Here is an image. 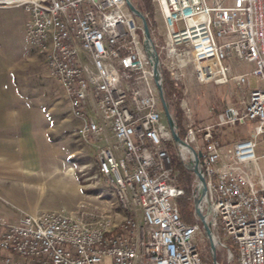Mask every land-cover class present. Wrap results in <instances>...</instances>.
<instances>
[{
    "label": "built area",
    "instance_id": "obj_1",
    "mask_svg": "<svg viewBox=\"0 0 264 264\" xmlns=\"http://www.w3.org/2000/svg\"><path fill=\"white\" fill-rule=\"evenodd\" d=\"M128 1L0 0V8L24 12L25 43L59 81L75 138L95 145L96 172L123 214L118 222L57 212L0 218V264H101L105 257L111 264H204L195 242L210 243L195 209L192 223L180 216L184 189L165 145L173 140ZM153 1L167 32L164 43H152L174 90L188 67L199 84L241 95L249 77L259 82L244 105L227 104L214 123L188 120L181 140L201 172L207 201L196 184L192 201L203 200L216 252L226 264H264V151H255L264 137V0ZM234 61L252 68L233 72ZM237 126L249 127L247 138L229 146L216 139L217 128Z\"/></svg>",
    "mask_w": 264,
    "mask_h": 264
},
{
    "label": "rangeland",
    "instance_id": "obj_2",
    "mask_svg": "<svg viewBox=\"0 0 264 264\" xmlns=\"http://www.w3.org/2000/svg\"><path fill=\"white\" fill-rule=\"evenodd\" d=\"M130 1L144 15L149 29L152 31L150 37L164 43L167 29L157 3L153 0ZM13 9L0 8V55L4 61L9 62L12 81L19 88L20 93H25L28 101L42 105L48 118L45 130L51 152L44 158L45 171L42 174L43 178L45 176L47 178L48 175L50 180H41L40 175L34 178L28 176L26 182L13 184V192L11 191V197L7 199L9 207L14 212L21 214L30 211L57 212L70 214L76 218L83 217L87 220L107 215L118 222L123 214L113 196L112 189L96 172L95 145L86 146L76 140L74 133L77 123L70 114L61 85L50 74L43 58L27 47L23 41L24 37L21 36L22 29L19 31V23H11L12 18L8 11ZM126 10L128 11L127 8ZM133 19L135 24L140 27L137 34L141 37V21L135 16ZM5 41L8 42V45L1 46V42ZM232 68L233 72L247 73L252 66L249 64L237 65L234 61ZM258 85L259 82L255 78L249 77L241 95L229 86H219L213 83L199 84L193 76L192 68L188 67L185 78L179 87L182 94L179 108L183 133L188 120L200 127L214 123V115L227 104L236 103L237 106H240L243 103L242 105H244L248 92L257 88ZM171 87L174 90V85L171 84ZM169 111L172 114L170 108ZM173 119L175 121L174 117ZM215 132L218 141L229 146L239 139L247 138L249 127H223L217 128ZM198 144L201 145V142L199 141ZM165 145L175 173H180V178H183L181 167L188 170L184 167L178 149L173 142H167ZM255 151L257 155L264 151L263 136L256 139ZM258 166L264 172V159L259 160ZM46 168H49L50 171ZM188 172L194 180L192 172ZM64 173L68 174V179L65 177V182L58 181L56 178ZM180 178L177 177V179ZM70 180H73V183H70ZM194 185L193 181L192 191ZM182 199L176 201L178 209L187 215L190 214V221L193 222L195 219L193 201H188L189 203L185 204ZM195 245L203 263L214 264L210 245L200 240H197ZM229 247L232 252L235 251L234 246L229 245ZM216 258L218 264H226L225 256L220 251L216 252ZM101 264H111L110 258L105 257Z\"/></svg>",
    "mask_w": 264,
    "mask_h": 264
},
{
    "label": "crops",
    "instance_id": "obj_3",
    "mask_svg": "<svg viewBox=\"0 0 264 264\" xmlns=\"http://www.w3.org/2000/svg\"><path fill=\"white\" fill-rule=\"evenodd\" d=\"M14 9L8 11L11 23H19V31H23L26 16L21 9ZM22 31L21 36L24 37ZM5 45L8 42H1V46ZM47 119L42 105L28 101L25 93H20L19 88L14 85L11 66L0 55V218L14 221L21 214L11 210L7 202L11 191L13 192V184L26 182L28 176L34 178L40 175L41 180H50L47 174V178L42 177L45 171L44 158L51 152L45 130ZM65 177L68 179L67 173L56 179L65 182ZM40 213L42 212H25L29 215Z\"/></svg>",
    "mask_w": 264,
    "mask_h": 264
},
{
    "label": "water",
    "instance_id": "obj_4",
    "mask_svg": "<svg viewBox=\"0 0 264 264\" xmlns=\"http://www.w3.org/2000/svg\"><path fill=\"white\" fill-rule=\"evenodd\" d=\"M127 7L129 9V11L135 17L139 18L141 21V24H142V43H143L144 52H145L146 58L149 62L150 69L153 73V80H154L160 101L162 103L163 114H164V117L166 119L169 131L171 133L173 143L176 146V148L179 150L182 148V146H185V145L179 136L178 127H177V125L173 119L172 114L169 111L168 105L165 102L166 81H165L164 76H163L161 69L159 67L158 57H157V53L154 49L152 39L150 37V29H149L148 23H147L144 15L138 9H136L135 6L130 1L127 2ZM184 167L188 171L192 172V174L194 176L195 184H196L195 189H196L197 195H199L201 198H204L207 201V195H206L205 187L203 184L201 172H200L198 165H197V160L195 161L194 166L184 165ZM199 199L200 198L195 199L194 209H195V212H196L200 222L202 223L204 232H205V234L209 240V243H210V250H211L212 256L214 257L213 247H216L218 245V241L216 239V236L213 233L214 225H213L212 221L210 222V225H208V223L205 220V216L201 213L202 211L199 210V208H200V206H198L199 205V203H198ZM207 212L209 214V211H207Z\"/></svg>",
    "mask_w": 264,
    "mask_h": 264
},
{
    "label": "trees",
    "instance_id": "obj_5",
    "mask_svg": "<svg viewBox=\"0 0 264 264\" xmlns=\"http://www.w3.org/2000/svg\"><path fill=\"white\" fill-rule=\"evenodd\" d=\"M181 95L182 94H181L180 90H173V88L171 87V83L168 81V79L166 77V99L168 101L169 108L172 110V115L175 118L176 125L178 126L179 136L182 139L184 133H183L182 128H181V110L179 108V102L181 100ZM216 139H217V136H216ZM181 168H182V172H183L182 173L183 178H180V175H181L180 173L178 174L177 177L180 178V179H178L179 185L184 189V196L182 197L183 198L182 200H184V203L186 204V203H189L190 201L192 202L191 185L193 182V178L188 171H186L183 167H181ZM179 212H180L181 218L185 222L189 221L188 223H192V221H190V214L187 215V214L183 213V211H181L180 209H179Z\"/></svg>",
    "mask_w": 264,
    "mask_h": 264
},
{
    "label": "bare ground",
    "instance_id": "obj_6",
    "mask_svg": "<svg viewBox=\"0 0 264 264\" xmlns=\"http://www.w3.org/2000/svg\"><path fill=\"white\" fill-rule=\"evenodd\" d=\"M191 21L192 20H190V23H191ZM180 153H181V155H182V157L185 159H187V158H189V165H191V166H194L195 165V154H194V152L193 151H191V149L190 148H188L187 146H182V148L180 149ZM198 203H199V205L198 206H200V208H199V210H202V207H203V205L204 204H202L203 203V200H198ZM203 214V213H202ZM209 214H210V216H212V213H211V211H209ZM204 216H205V218H206V216H207V214H203ZM215 251H216V247H213V253H215Z\"/></svg>",
    "mask_w": 264,
    "mask_h": 264
}]
</instances>
